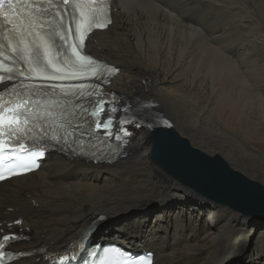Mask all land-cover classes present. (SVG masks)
I'll return each mask as SVG.
<instances>
[{
	"label": "bare ground",
	"instance_id": "1",
	"mask_svg": "<svg viewBox=\"0 0 264 264\" xmlns=\"http://www.w3.org/2000/svg\"><path fill=\"white\" fill-rule=\"evenodd\" d=\"M112 21L87 41L88 52L121 69L109 90L264 186V0H113ZM126 129L127 153L114 163L50 153L38 171L0 183V229L29 236L13 249L55 252L100 215L110 218L153 198L167 201L179 191L182 198L202 196L151 161L149 129ZM201 202L196 211L172 204L148 210L108 240L152 251L156 264L247 256L249 216ZM16 220L21 225L7 227ZM255 250L249 255L264 264V231ZM45 254L16 264H45Z\"/></svg>",
	"mask_w": 264,
	"mask_h": 264
},
{
	"label": "snow or ice",
	"instance_id": "2",
	"mask_svg": "<svg viewBox=\"0 0 264 264\" xmlns=\"http://www.w3.org/2000/svg\"><path fill=\"white\" fill-rule=\"evenodd\" d=\"M109 23L107 0H0V181L38 167L43 148L52 144L76 151L73 144L79 141L89 143L100 134L113 137L111 113L118 109L115 94H104L103 85L118 69L84 51L89 34ZM83 80L96 83H71ZM106 104L109 114L101 122ZM119 111L116 141L130 135L124 125L142 126L134 115L124 118L130 112L127 105ZM157 123L171 127L167 120L143 126ZM32 145H42L41 150H30ZM16 225L21 221L7 227ZM21 238L29 239L23 231L0 232V264L6 254H31L6 253V245ZM137 259L109 246L87 252L84 264H135Z\"/></svg>",
	"mask_w": 264,
	"mask_h": 264
},
{
	"label": "water",
	"instance_id": "3",
	"mask_svg": "<svg viewBox=\"0 0 264 264\" xmlns=\"http://www.w3.org/2000/svg\"><path fill=\"white\" fill-rule=\"evenodd\" d=\"M151 139V158L169 175L208 200L226 204L248 216L264 218L261 183L233 169L222 156L194 147L173 126L159 123L152 129ZM99 217L92 221L90 232H98L110 221Z\"/></svg>",
	"mask_w": 264,
	"mask_h": 264
},
{
	"label": "rangeland",
	"instance_id": "4",
	"mask_svg": "<svg viewBox=\"0 0 264 264\" xmlns=\"http://www.w3.org/2000/svg\"><path fill=\"white\" fill-rule=\"evenodd\" d=\"M143 113H145V111H143ZM151 144H152V140H151ZM202 151H204V150H202ZM204 152H206V151H204ZM150 155H151V147H150ZM150 159L154 163V161L152 160L151 157H150ZM154 164H156V163H154ZM186 192H188V191H186ZM190 193H194V192L191 191ZM180 194H182V192L179 191V194H176L174 196L172 195V198L167 200L168 202L165 199L161 200V199H154L153 198V199L147 200L145 204L133 205V206H130L129 208L122 209V210L116 212V214L112 215L109 218L110 221L108 222V224L105 225L103 228H101L98 231V233L96 232L97 233V234H95L96 238H98V237L100 238V236L109 237L106 240H99V238H98L99 241H109L110 239H112L111 236H113L116 232H119L121 230V228H119L120 225L124 224L125 222L130 221V219H132V218H135L136 215L145 213L148 210H150V211L151 210H157L158 208H161L164 205H168V204L171 205L172 204L173 207H177L180 205L182 207L189 208L191 210L196 211V210H200L199 209L201 207V204L199 203L200 201H202L201 203L204 202V204L206 202L208 203L210 201V200H207L205 197L200 196L197 193H195V194H197L199 199L198 198H192L191 196H187V197L182 198L184 194L183 195H180ZM219 204L224 205V206H228V205L221 204V203H219ZM195 205L200 206V207H196ZM98 214L99 213H97L95 215H98ZM206 217H207V213H205V215H204V218H206ZM247 217H248V215H247ZM249 218L252 221L253 230H252V233L250 234V238H249V244H248L247 251H246V252H248L247 256L243 257L241 255H238L235 257H231L227 260H224L219 264H263L261 260L259 262L258 260L254 259L253 256L251 257L249 254L250 253L254 254L256 251L255 249H256L257 238L260 235V233L262 231H264V218H257V217H252V216H249ZM153 219H154V215H152L151 219L147 220L146 226H150V224L153 223ZM95 239H93V240H95ZM132 243H135V242H132ZM135 248L141 249L140 246L135 247ZM147 251H149V250H147Z\"/></svg>",
	"mask_w": 264,
	"mask_h": 264
}]
</instances>
